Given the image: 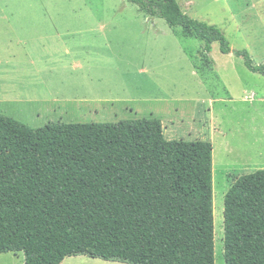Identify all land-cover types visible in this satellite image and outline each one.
I'll return each mask as SVG.
<instances>
[{
  "label": "rangeland",
  "instance_id": "374dc122",
  "mask_svg": "<svg viewBox=\"0 0 264 264\" xmlns=\"http://www.w3.org/2000/svg\"><path fill=\"white\" fill-rule=\"evenodd\" d=\"M231 52L183 36L128 0H0V113L29 126L158 118L166 139L213 145L214 264H224V198L264 168V0H177ZM0 264H24L23 252ZM61 264H126L87 255Z\"/></svg>",
  "mask_w": 264,
  "mask_h": 264
},
{
  "label": "trees",
  "instance_id": "16d2710c",
  "mask_svg": "<svg viewBox=\"0 0 264 264\" xmlns=\"http://www.w3.org/2000/svg\"><path fill=\"white\" fill-rule=\"evenodd\" d=\"M183 36L231 52L215 25L177 0H128ZM264 76L245 49L233 51ZM213 145L166 139L158 118L50 122L0 113V253L24 264L87 255L126 264H214ZM224 264H264V168L224 198Z\"/></svg>",
  "mask_w": 264,
  "mask_h": 264
},
{
  "label": "crops",
  "instance_id": "0c3cea01",
  "mask_svg": "<svg viewBox=\"0 0 264 264\" xmlns=\"http://www.w3.org/2000/svg\"><path fill=\"white\" fill-rule=\"evenodd\" d=\"M212 162H213V154H212Z\"/></svg>",
  "mask_w": 264,
  "mask_h": 264
}]
</instances>
